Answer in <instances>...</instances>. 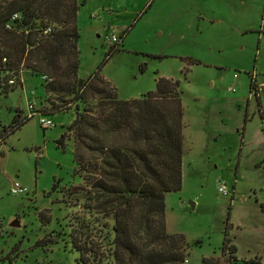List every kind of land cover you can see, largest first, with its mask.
<instances>
[{
	"label": "rangeland",
	"instance_id": "obj_1",
	"mask_svg": "<svg viewBox=\"0 0 264 264\" xmlns=\"http://www.w3.org/2000/svg\"><path fill=\"white\" fill-rule=\"evenodd\" d=\"M76 2L77 78L94 73L117 45L99 74L118 98L153 90L158 76L179 82L181 184L165 194L164 219L167 233L182 235V264L203 257L264 264V0ZM10 72H0V86L14 78ZM42 76L19 67L21 83L0 88V136L16 114L30 115L28 102L51 121L43 129L31 114L0 142V264H82L71 234L90 264H112V219L89 184L88 202L73 194L84 183L74 172L71 132L57 143L74 103L50 114L53 94ZM162 105L174 109L173 100ZM14 181L25 190L10 193ZM220 183L228 194L217 191ZM224 238L235 247L231 259L221 250Z\"/></svg>",
	"mask_w": 264,
	"mask_h": 264
},
{
	"label": "trees",
	"instance_id": "obj_2",
	"mask_svg": "<svg viewBox=\"0 0 264 264\" xmlns=\"http://www.w3.org/2000/svg\"><path fill=\"white\" fill-rule=\"evenodd\" d=\"M77 7L76 0L0 2V72L13 71L14 77L3 79L1 91L6 93L21 83L16 73L23 67L47 78L43 89L53 94L50 114L74 103L73 119L57 143L62 144L66 132H71L74 172L81 173L84 183L74 187L73 194L88 202L85 189L89 184L97 205L112 219V264H182V235L167 233L164 219L165 194L181 184L179 82L158 76L153 90L138 98H118L114 87L99 74L117 45L110 47L94 73L77 78ZM12 13L17 17L10 20ZM8 22L10 28H5ZM46 26L50 31L44 34ZM253 87L250 79L249 88ZM166 99L173 100V110L163 107ZM27 119L16 114L0 142ZM72 236L70 243L79 262L90 264L85 245ZM221 250L231 259L235 247L224 238ZM201 264L214 261L203 257Z\"/></svg>",
	"mask_w": 264,
	"mask_h": 264
},
{
	"label": "built area",
	"instance_id": "obj_3",
	"mask_svg": "<svg viewBox=\"0 0 264 264\" xmlns=\"http://www.w3.org/2000/svg\"><path fill=\"white\" fill-rule=\"evenodd\" d=\"M17 17V13H12L11 16H10V20L12 19H15ZM5 28H10V23H6ZM50 31V27L46 26L42 29V33H47ZM109 40L112 42V43H118L120 40L115 37V35L113 34H110L109 35ZM4 60V59H3ZM42 78H44V76H42ZM9 83H11L12 81L9 80L8 81ZM228 91H233V87H229L228 88ZM27 109L30 110V115L31 114H39L40 115V118H39V124L40 126L44 129V128H47V127H50L51 126V121L49 118H46L44 117L41 113L39 112H36L35 110H33V104L32 102H28L27 103ZM34 111V112H33ZM30 115H27L28 117ZM25 189L23 187L20 186V184L16 181H14L10 187V193L12 194H16V193H20V192H23ZM217 191L220 193V194H223V195H226L229 193V191L227 190V187L225 184L223 183H220L217 185Z\"/></svg>",
	"mask_w": 264,
	"mask_h": 264
},
{
	"label": "water",
	"instance_id": "obj_4",
	"mask_svg": "<svg viewBox=\"0 0 264 264\" xmlns=\"http://www.w3.org/2000/svg\"><path fill=\"white\" fill-rule=\"evenodd\" d=\"M11 225L12 226H17L18 225V221L16 219H14L12 222H11Z\"/></svg>",
	"mask_w": 264,
	"mask_h": 264
}]
</instances>
